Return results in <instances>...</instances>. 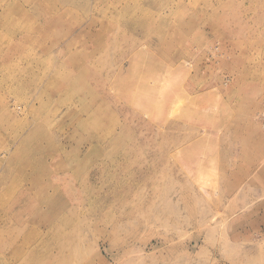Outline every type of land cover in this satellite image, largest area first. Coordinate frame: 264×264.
<instances>
[{"label":"rangeland","instance_id":"obj_1","mask_svg":"<svg viewBox=\"0 0 264 264\" xmlns=\"http://www.w3.org/2000/svg\"><path fill=\"white\" fill-rule=\"evenodd\" d=\"M0 264H264V0H0Z\"/></svg>","mask_w":264,"mask_h":264}]
</instances>
